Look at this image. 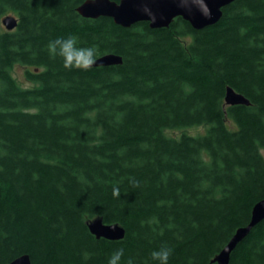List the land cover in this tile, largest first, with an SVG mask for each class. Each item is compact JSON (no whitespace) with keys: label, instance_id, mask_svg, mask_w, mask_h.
Returning <instances> with one entry per match:
<instances>
[{"label":"trees","instance_id":"1","mask_svg":"<svg viewBox=\"0 0 264 264\" xmlns=\"http://www.w3.org/2000/svg\"><path fill=\"white\" fill-rule=\"evenodd\" d=\"M84 1L0 0V19H18L0 27V264H108L119 248L121 264H157L162 246L169 264H218L264 200V0H235L202 29L181 16L124 27L82 16ZM69 35L122 63L65 69L47 45ZM228 87L250 104L228 105ZM96 217L125 237L98 238ZM229 264H264V220Z\"/></svg>","mask_w":264,"mask_h":264},{"label":"water","instance_id":"2","mask_svg":"<svg viewBox=\"0 0 264 264\" xmlns=\"http://www.w3.org/2000/svg\"><path fill=\"white\" fill-rule=\"evenodd\" d=\"M235 0H206L211 9L212 18L206 19L201 12L192 6L190 10L179 7L173 0H148V2H137V0H85L77 9L79 13L88 18L108 16L114 19L117 24L130 27L138 22L148 21L152 28L168 27L172 21L181 16L190 22L195 29H202L216 24L223 15V7ZM149 8L156 15V22L152 23L150 17L143 11ZM3 24L7 30H13L18 24V19L13 15L3 18ZM122 58L116 54L109 53L97 58L95 66H110L121 64ZM228 105L250 104V100L243 94L228 87L226 97ZM264 220V200L257 202L252 211L250 222L238 228L226 246L213 259L218 264H229L231 254L237 245L250 233L253 227ZM89 228L98 238L103 237L110 240H120L125 237V228L118 223H105L102 218L96 217L89 222ZM9 264H32L28 254L21 255L12 260Z\"/></svg>","mask_w":264,"mask_h":264},{"label":"clouds","instance_id":"3","mask_svg":"<svg viewBox=\"0 0 264 264\" xmlns=\"http://www.w3.org/2000/svg\"><path fill=\"white\" fill-rule=\"evenodd\" d=\"M137 2H148V0H137ZM179 7L190 10L195 6L206 19L212 18L211 9L208 7L206 0H173ZM143 11L150 17L152 23L156 22V15L149 8H144ZM79 38L75 35L67 37H58L50 41L47 45L49 53L54 57H59L63 62V67L67 70H83L88 71L97 63V48L96 46L82 47L79 46ZM130 183L133 187H139L140 182L135 178H130ZM113 196L119 198L120 190L118 187L113 188ZM172 255V249L167 246H162L160 249L151 253V258L157 264H169V258ZM124 257V249L119 248L113 251L108 259V264H121ZM127 264H134L131 258Z\"/></svg>","mask_w":264,"mask_h":264},{"label":"rangeland","instance_id":"4","mask_svg":"<svg viewBox=\"0 0 264 264\" xmlns=\"http://www.w3.org/2000/svg\"><path fill=\"white\" fill-rule=\"evenodd\" d=\"M7 15L15 16V14H13V13L7 14ZM7 15H5V16H7ZM5 16H2L0 19V27L2 29H7L6 26L3 24V21H2ZM25 70H26V68L24 66L17 64L13 67L12 73H13L14 77L17 79V81L20 83V85L25 86V87H27V86L29 87L32 85V83L27 80V78L25 76ZM205 131H206L205 126H195V127H188V128H183V129H177V130H170L167 133L170 135L179 137L183 133H189L192 135H199V134L205 133Z\"/></svg>","mask_w":264,"mask_h":264}]
</instances>
